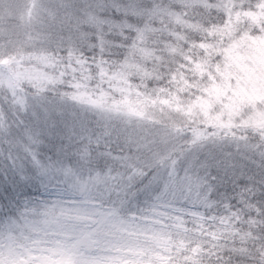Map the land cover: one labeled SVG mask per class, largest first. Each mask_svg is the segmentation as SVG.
I'll use <instances>...</instances> for the list:
<instances>
[{
    "label": "clouds",
    "instance_id": "9594fccd",
    "mask_svg": "<svg viewBox=\"0 0 264 264\" xmlns=\"http://www.w3.org/2000/svg\"><path fill=\"white\" fill-rule=\"evenodd\" d=\"M261 40V0H40L0 38V264H264Z\"/></svg>",
    "mask_w": 264,
    "mask_h": 264
},
{
    "label": "rangeland",
    "instance_id": "374dc122",
    "mask_svg": "<svg viewBox=\"0 0 264 264\" xmlns=\"http://www.w3.org/2000/svg\"><path fill=\"white\" fill-rule=\"evenodd\" d=\"M39 2L40 0H0V38H2L5 33L9 32V30L12 29L16 23L31 19L33 12L37 8ZM253 2H255V0H253ZM261 3H264V0H261ZM251 47L253 51L248 59L252 60L253 64L258 63L260 65H264V40L259 42L253 41ZM232 60L237 64V67H239L241 71L249 74L253 73L252 68L241 62L243 57L239 52L232 56ZM231 75L232 73L225 71V73H223L224 86H216L210 93V95L215 97L217 102L220 101L222 96H225L228 87H230V85L227 84V81ZM233 91L235 95L241 100H243L245 97H247L249 100L253 98L259 99V97L249 96L244 89H240V92H236V90ZM198 100L200 101L201 110L205 112V115H207V108L210 106L209 101L203 98H198ZM176 106L179 107V105ZM225 106L229 108L232 107V105ZM220 223L225 224L226 220L222 218Z\"/></svg>",
    "mask_w": 264,
    "mask_h": 264
},
{
    "label": "trees",
    "instance_id": "16d2710c",
    "mask_svg": "<svg viewBox=\"0 0 264 264\" xmlns=\"http://www.w3.org/2000/svg\"><path fill=\"white\" fill-rule=\"evenodd\" d=\"M241 207L240 204L237 203L236 200L232 201H225L224 208L228 211L223 214V217L226 220L224 225H239L240 223V216L238 214V209ZM252 222H255V218H250Z\"/></svg>",
    "mask_w": 264,
    "mask_h": 264
}]
</instances>
